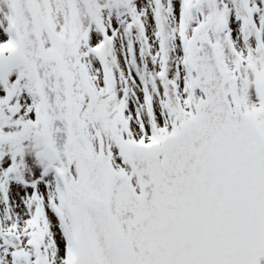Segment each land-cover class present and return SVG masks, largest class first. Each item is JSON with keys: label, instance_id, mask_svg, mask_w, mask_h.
<instances>
[{"label": "snow or ice", "instance_id": "obj_1", "mask_svg": "<svg viewBox=\"0 0 264 264\" xmlns=\"http://www.w3.org/2000/svg\"><path fill=\"white\" fill-rule=\"evenodd\" d=\"M0 264H264V0H0Z\"/></svg>", "mask_w": 264, "mask_h": 264}]
</instances>
